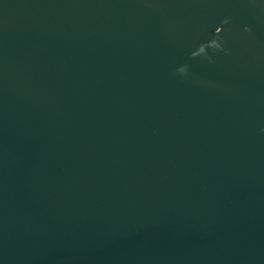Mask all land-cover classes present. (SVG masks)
<instances>
[{
	"label": "water",
	"instance_id": "1",
	"mask_svg": "<svg viewBox=\"0 0 264 264\" xmlns=\"http://www.w3.org/2000/svg\"><path fill=\"white\" fill-rule=\"evenodd\" d=\"M0 264H264V0H0Z\"/></svg>",
	"mask_w": 264,
	"mask_h": 264
},
{
	"label": "clouds",
	"instance_id": "2",
	"mask_svg": "<svg viewBox=\"0 0 264 264\" xmlns=\"http://www.w3.org/2000/svg\"><path fill=\"white\" fill-rule=\"evenodd\" d=\"M212 47H214V48H217V49H218V48H220V47H221V45H220L218 42H216V41H215V43H214V46H212ZM200 49H202V50H203V49H204V46H202ZM205 52H206V50H204V51H203V54H204ZM181 71H185V69H181Z\"/></svg>",
	"mask_w": 264,
	"mask_h": 264
}]
</instances>
